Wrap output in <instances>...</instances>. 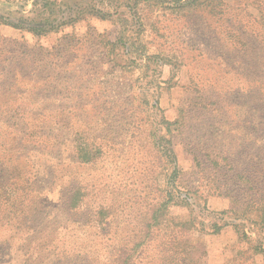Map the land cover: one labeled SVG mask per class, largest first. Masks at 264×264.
Segmentation results:
<instances>
[{"label":"rangeland","instance_id":"obj_1","mask_svg":"<svg viewBox=\"0 0 264 264\" xmlns=\"http://www.w3.org/2000/svg\"><path fill=\"white\" fill-rule=\"evenodd\" d=\"M222 1L0 0V264H264L230 180L264 169V0Z\"/></svg>","mask_w":264,"mask_h":264},{"label":"trees","instance_id":"obj_2","mask_svg":"<svg viewBox=\"0 0 264 264\" xmlns=\"http://www.w3.org/2000/svg\"><path fill=\"white\" fill-rule=\"evenodd\" d=\"M174 2H177V3H180L182 1H185L186 3L185 4H181L180 6L183 7V6H186V5H190V4H194L196 3L197 5L196 6H203V5H207V6H212L211 8H216V6L218 5H222L223 7L222 8H231V5L225 3L224 1L222 0H172ZM209 1V2H207ZM92 14L101 18V19H107L110 15H111V12H107V11H103L101 9H93L92 10ZM32 31L36 32V33H41V31H43V29H40V28H31ZM111 43V46L112 47H117L119 46V41H114V42H110ZM65 48H66V45H64ZM120 47V46H119ZM262 48V46H260ZM264 47V45H263ZM65 48L63 49L62 46H54L52 50L50 51H46L47 54L53 58H62L65 54L63 52V50H65ZM124 54L126 55H130V54H133V50H132V45H129L128 47H124ZM60 55V56H59ZM147 58H151L150 56H146ZM44 119H47L46 116H43ZM163 122H165V124H167L164 129H167V130H170L171 131V125H173L174 123L169 121V120H165L163 119L162 120ZM177 123V122H175ZM162 138H165V137H162ZM168 143H169V158L171 157L172 159V162H176V155H175V152H174V149H173V142H172V139L171 138H167ZM82 149V148H81ZM83 151V156H82V159L84 162H89L91 159H92V153L91 151H89L88 149L85 150L84 148L82 149ZM94 155V154H93ZM176 172V166H175V169L173 171V173ZM244 180L245 182H247L248 184L243 187V190L246 192V196H245V199L247 203V205H250L251 203H254L252 200L250 199H253L255 196L252 195V194H248L249 191H254L255 189V185L256 184H259V186L263 189L264 188V169H260V170H253V172H249L248 175H243L242 172H235L233 175L230 176V180L231 181H237V180ZM14 192V191H13ZM63 195L64 196V199H65V202L67 203V207L68 209H74V207H77L80 200H82L83 198V195H84V192L81 190V189H78V190H73V188H70V189H65L63 191ZM248 195V196H247ZM49 195L47 194H43L42 198H40V203L42 204V206H44V208L48 205V200L50 201V199H48ZM259 200V204L260 206H258V210L260 212V218H261V223L264 224V193L260 196V198H258ZM41 206V207H42ZM160 210V208H156L155 211L153 212V215H152V219L155 223V226L157 227H160V219L158 217V211ZM177 224V223H176ZM192 223H183V224H178L183 228L185 227H189L191 226ZM219 227V226H217ZM155 233H158V230H154ZM177 232V230H176ZM176 232H172L170 235H169V242H164V245L165 247H169L168 251L170 252H173V250L170 249V247L172 248H175V245L177 244H183L181 241L178 240V236H177V233ZM157 237V236H156ZM258 247L255 248V250L257 251ZM262 250V249H261ZM260 250V251H261ZM259 251V250H258ZM179 252V251H178ZM180 253V252H179ZM174 256L176 255H173V257H170V264H189V258L188 256L186 255L185 257L184 256H179V258H174Z\"/></svg>","mask_w":264,"mask_h":264}]
</instances>
